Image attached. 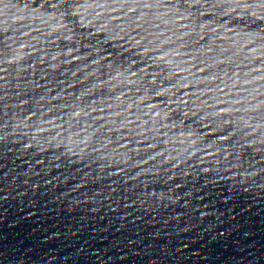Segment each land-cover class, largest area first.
Listing matches in <instances>:
<instances>
[{
  "label": "snow or ice",
  "instance_id": "snow-or-ice-1",
  "mask_svg": "<svg viewBox=\"0 0 264 264\" xmlns=\"http://www.w3.org/2000/svg\"><path fill=\"white\" fill-rule=\"evenodd\" d=\"M59 3H60V0H55L56 5H59ZM69 14H71V13H69Z\"/></svg>",
  "mask_w": 264,
  "mask_h": 264
}]
</instances>
